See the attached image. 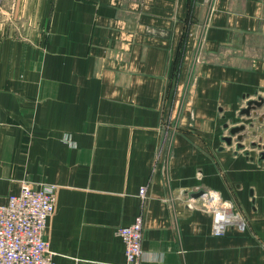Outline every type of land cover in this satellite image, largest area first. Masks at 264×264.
I'll return each instance as SVG.
<instances>
[{
	"label": "crops",
	"instance_id": "0c3cea01",
	"mask_svg": "<svg viewBox=\"0 0 264 264\" xmlns=\"http://www.w3.org/2000/svg\"><path fill=\"white\" fill-rule=\"evenodd\" d=\"M258 96L264 0H0V202L57 188L56 264L122 263L140 213L141 264H264Z\"/></svg>",
	"mask_w": 264,
	"mask_h": 264
},
{
	"label": "built area",
	"instance_id": "2783aa9c",
	"mask_svg": "<svg viewBox=\"0 0 264 264\" xmlns=\"http://www.w3.org/2000/svg\"><path fill=\"white\" fill-rule=\"evenodd\" d=\"M140 195L145 197V187L140 189ZM56 202L57 188L51 184L23 185L19 192L11 193L5 202H0V264H56V251L44 235ZM212 210V231L216 235L224 234L216 227V219L224 220L227 213L240 215L220 205ZM230 223L234 221H228L225 228ZM240 226L243 227L244 222ZM141 227L142 216L139 214L133 222L116 229L124 244L123 264H140Z\"/></svg>",
	"mask_w": 264,
	"mask_h": 264
},
{
	"label": "water",
	"instance_id": "95a60500",
	"mask_svg": "<svg viewBox=\"0 0 264 264\" xmlns=\"http://www.w3.org/2000/svg\"><path fill=\"white\" fill-rule=\"evenodd\" d=\"M264 107V96H258L256 99H250L247 101L246 106L241 109L240 113L242 115H246V116H259L260 120L264 119V112L263 113H258V110ZM245 129H246V124H240V125H236L234 127H232L230 129V136H226L224 137V140L228 143L231 144L234 135H236V141L237 143V147L238 148H243L244 145L242 143L245 135ZM253 146H257L259 148H261L263 151L260 153V156L262 159H264V144H258V143H253ZM204 191H199L197 193L194 194L195 197H198L202 194H204Z\"/></svg>",
	"mask_w": 264,
	"mask_h": 264
},
{
	"label": "bare ground",
	"instance_id": "6f19581e",
	"mask_svg": "<svg viewBox=\"0 0 264 264\" xmlns=\"http://www.w3.org/2000/svg\"><path fill=\"white\" fill-rule=\"evenodd\" d=\"M227 215L228 216H226V218L224 217V220H218V219L215 220L216 227H218L220 230H223L224 234L226 233L227 228H228V226L225 228L228 221L233 220L234 223L237 224L238 227H241L240 224H243L244 222L243 217L241 215L235 216L234 214H230V213H227ZM230 224H233V223H230ZM213 226H214V220H213Z\"/></svg>",
	"mask_w": 264,
	"mask_h": 264
},
{
	"label": "rangeland",
	"instance_id": "374dc122",
	"mask_svg": "<svg viewBox=\"0 0 264 264\" xmlns=\"http://www.w3.org/2000/svg\"><path fill=\"white\" fill-rule=\"evenodd\" d=\"M263 132H264V130L261 131V133H263ZM216 196H218V195H216ZM213 201H215L214 204H210V208H212V209H213L214 206H217V205H220L221 207H226L227 206V205H225L226 201L223 200V199H218L217 203H216V199L215 198L213 199ZM56 204H57V202H56ZM229 205L232 207V204L229 203ZM204 207H207V206H204ZM232 211H233V213H237V214L241 215V212L239 210H236L234 207L232 208ZM211 212H213V210ZM141 216H142V227H141V248H142V251H141V254H140V264H141L142 255H143V231H144L143 215L141 214ZM121 226H123V225H121ZM124 262H125V260L122 263H120V264H123Z\"/></svg>",
	"mask_w": 264,
	"mask_h": 264
},
{
	"label": "trees",
	"instance_id": "16d2710c",
	"mask_svg": "<svg viewBox=\"0 0 264 264\" xmlns=\"http://www.w3.org/2000/svg\"><path fill=\"white\" fill-rule=\"evenodd\" d=\"M187 35V34H186ZM186 35L183 36V39L181 41V46L183 44V42L185 41V38H186ZM181 51L178 53V55H180ZM178 59V58H177ZM179 61V60H178ZM176 63H177V60H176ZM179 65V64H178ZM176 68H177V65H176Z\"/></svg>",
	"mask_w": 264,
	"mask_h": 264
}]
</instances>
